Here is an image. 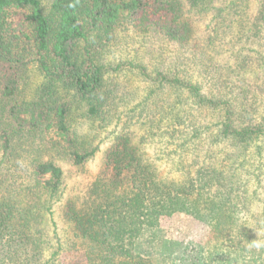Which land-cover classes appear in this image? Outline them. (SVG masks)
I'll return each mask as SVG.
<instances>
[{
  "label": "trees",
  "instance_id": "obj_1",
  "mask_svg": "<svg viewBox=\"0 0 264 264\" xmlns=\"http://www.w3.org/2000/svg\"><path fill=\"white\" fill-rule=\"evenodd\" d=\"M260 25L264 0H0V160L11 156L16 166L26 151L30 169L25 178L0 171V264L6 256L11 264H62L52 210L64 192L57 160L81 167L100 150L99 131L77 134L90 120L114 135L101 177L63 210L88 264H264V110L255 111L250 93L264 79L247 87L231 75L238 63L220 65L209 52L227 34L256 39ZM124 29L185 48L200 71L180 69L179 55L166 67L125 58L111 69L103 54ZM31 66L42 80L27 96ZM120 68L147 84L140 97L115 74ZM134 126L142 129L137 140ZM145 141L165 149V176L142 151ZM207 194L219 210L209 259L194 240L168 238L159 222L187 196Z\"/></svg>",
  "mask_w": 264,
  "mask_h": 264
},
{
  "label": "rangeland",
  "instance_id": "obj_2",
  "mask_svg": "<svg viewBox=\"0 0 264 264\" xmlns=\"http://www.w3.org/2000/svg\"><path fill=\"white\" fill-rule=\"evenodd\" d=\"M43 4H46L48 0H41ZM208 18L204 21H199L198 38L199 41H203V33L207 31L206 24ZM248 27V25L246 26ZM261 33L254 40L246 36L243 30L242 37L238 34L236 37L227 34L224 36L222 41L216 46H211L209 52L213 58V61L220 64L229 66H237L231 73L233 78L244 77L247 80V87L252 85L254 80L257 81L259 85L262 84L264 79V25H260ZM217 41V40H216ZM208 48V47H207ZM103 60L112 63L111 69L115 66L117 62L122 59H142L149 68L160 65L163 66L172 65L173 57L179 55L181 62L179 63L180 69H184L187 73L190 71L193 75H197L199 70L198 65H193L189 63V60H185L184 57H188L189 53L186 52L185 48H181L177 45L171 44L168 41H163L162 39H155L153 36L147 35L143 37L138 32H134L132 29L122 30L114 41H112L106 50L104 51ZM239 63H244L240 66ZM188 65V70H187ZM190 67V68H189ZM116 68V66H115ZM121 71L115 72L118 77L125 78L123 85H125L126 78L129 80V84L124 86L132 94H136L135 98L140 97V94L148 89L147 84H140V81L134 76L133 73H128L125 77V68H120ZM248 77V78H247ZM42 80V76L37 72L34 66L29 68L27 73L26 81V94L31 95V91L37 86ZM238 81V80H237ZM242 84V82H240ZM122 85V87H123ZM141 85V86H140ZM140 87V88H139ZM254 92L250 93L257 97V106L255 111L264 110V87L260 88L257 85ZM166 91V89L164 90ZM185 96V95H184ZM136 100V99H134ZM137 101V100H136ZM190 103V99L183 100V106L186 107ZM111 126V125H110ZM108 126L105 130H100L96 128V123L93 121L84 122L76 125L77 134L82 138L93 137L96 133L103 137L102 143L100 144V150L96 152L95 156L88 160L83 166L76 167L70 163L64 162L62 160H57L64 170V192L60 199L53 203V219L56 223V229L60 235L61 243L63 244L60 250L59 259L62 264H88L84 255L83 249L78 246H74L72 243V230L70 229L69 220L63 214L65 208V203L70 200L82 199L85 193L88 192V188L91 187V182L97 177H101V171L103 169V159L104 151L111 144V139L114 133H111V127ZM134 129L137 130V134L134 139H138L142 132L138 130L135 126ZM51 136L48 137V139ZM38 141V140H37ZM150 143L144 142L142 144L143 152L150 158H154L155 165L157 166L158 173L165 176L167 174L169 161L166 156L162 154L160 143H158V148L155 150ZM164 147L165 145L162 144ZM156 152V153H155ZM2 156L0 155V159ZM20 162L14 166L11 164V156H4L3 160H0V171L6 175L14 174L15 177L25 178L28 176L30 169L27 163H29L28 152L23 151L19 155ZM10 165V167H9ZM9 167V169H8ZM28 171V172H27ZM170 172V171H169ZM177 172V179L181 177ZM174 173H171L173 175ZM187 204L182 205V199H178L175 203L182 205L177 210H172L170 213L164 212L160 216L159 222L165 234L168 238L194 240L201 254L209 259L214 255V230L212 224L216 220L218 215V209L216 205L217 199L211 195H203L202 197H186ZM166 208L169 209L170 204L165 202ZM188 208L190 211H186ZM46 217V223L49 225L48 216ZM45 223V224H46ZM46 225V226H47ZM43 226V224H42ZM52 227V226H51ZM264 233V230H263ZM11 236L4 238L3 253L5 250L11 249ZM13 242V241H12ZM13 244V243H12ZM53 245L43 248L45 251L44 255L48 254L50 250H53ZM6 254V253H5ZM5 257V256H4ZM7 264H11L6 256Z\"/></svg>",
  "mask_w": 264,
  "mask_h": 264
}]
</instances>
